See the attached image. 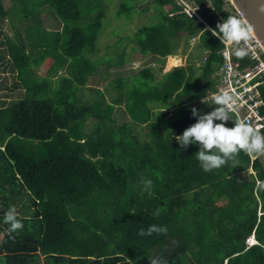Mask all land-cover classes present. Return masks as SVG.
<instances>
[{"label":"trees","instance_id":"obj_1","mask_svg":"<svg viewBox=\"0 0 264 264\" xmlns=\"http://www.w3.org/2000/svg\"><path fill=\"white\" fill-rule=\"evenodd\" d=\"M39 1L52 10L57 28L42 26L46 9L37 0L32 9L16 10L19 25L8 15L17 4H0V26L6 20L17 32L8 37L0 30L7 53L0 60L13 75L10 89L21 90L9 103L0 99V264H149L152 257L167 264H264V192L255 190L256 180H264L261 159L250 161L241 151L235 161L204 172L195 156L199 144L183 150L175 140L196 122L193 108L206 114L215 107L201 98L217 83L223 45L211 30L233 17L225 0H212L215 11L193 0L204 23L183 14L174 0H149L159 19L134 32L138 53L151 56L161 71L166 57L177 55L182 36L181 53L198 36L206 57L197 68L174 66L160 77L149 64L118 77L111 83L119 95L109 103L102 94L90 103L76 95L94 68L86 54L94 52L102 25L101 0L92 3L90 18L83 8L90 0ZM130 8L123 3L118 11ZM35 46L40 52L31 55ZM54 55L68 74L51 88L29 67ZM121 102L129 122L117 124ZM135 125L148 129L146 139ZM249 168L253 173L238 176ZM142 177L153 181V195L143 190ZM10 206L24 224L11 236L4 223ZM153 224L167 226V234L139 235ZM252 235L255 242L246 244Z\"/></svg>","mask_w":264,"mask_h":264},{"label":"rangeland","instance_id":"obj_2","mask_svg":"<svg viewBox=\"0 0 264 264\" xmlns=\"http://www.w3.org/2000/svg\"><path fill=\"white\" fill-rule=\"evenodd\" d=\"M37 1L41 2L39 0ZM22 2L25 3L22 4ZM93 2L95 1L90 0V3L83 5L84 9L89 10L87 14L89 18L92 17L94 12L96 11L95 6L92 5ZM11 3L17 4L15 8L12 7V9L15 10L13 12V14L15 15H8L13 19L15 25H19V23L21 24L23 21H19L16 18L17 13L19 14L20 12L16 10H19L18 8L20 6H29L32 9L34 5L31 3V0H21V2L18 0H0L2 9L7 8V6ZM123 3L127 7L131 8L127 12L122 11L119 13V6ZM40 5H43L42 8L46 9L42 11L40 15L42 26L47 30L57 28V22L51 14L52 10L49 9V7H47L43 2H41ZM99 6L103 8L102 25L99 30L98 38L95 42L94 52L86 54V57L94 63V68L92 73L87 77V83L84 86L79 87L76 93L80 101L84 103H90L99 99V94L103 95L104 102H112V100L119 95V92L112 86L113 84L111 82L113 80L117 79L118 77H128L146 64H149L153 68L156 77H160V75L164 71V66H166V59L161 71L157 68V65H151V63H153V59L151 58V56H140L132 39L134 32L140 25L150 24L159 19V15L154 10L152 4L149 3V0H101ZM32 16L29 17V21L33 20L31 18ZM85 20L88 19L85 18ZM38 21L40 22L39 18ZM30 27L34 28L33 26ZM0 30L3 33H7L8 37L17 34L15 29H11L9 27V23L6 20H4L3 25L0 26ZM21 33L23 34L22 31ZM24 34L27 39L29 36H33V34L29 35L25 32ZM20 38L22 37L20 36ZM0 41H5V38H3L2 34H0ZM183 44L184 37L182 36L178 45L177 53V56H180L182 58V65L193 64L194 67H199L202 64V57L205 52V47L199 43L198 36L192 42L191 39H189V43L187 42V45L184 48V54L181 53ZM4 48V43L1 44L0 42V54L7 55V53L2 52ZM39 52L40 47L35 46L31 49L30 54L38 55ZM2 64L3 63L0 60V80H2L3 78L5 79L4 83L2 84L0 81V99H3L6 103H9V101L20 97L19 93L21 92V90L19 91L18 89L13 87L10 89V87L13 86V75L8 69H6L5 66L3 68ZM65 68L66 63L57 62V55H54L44 57L38 64L36 63V65H31L29 67V70L33 78H45L50 81L52 88L56 86L57 78L59 75L68 74L65 71ZM214 77L217 80V83L215 85L216 88L218 84L217 69L214 73ZM126 82L127 81H125L124 85L126 84ZM124 92L125 91L121 92L122 96L124 95ZM209 92L212 91H207V94ZM205 97L206 96H204L203 98ZM115 107L116 111L114 112V116L116 117V123L121 124L125 121L129 122V116L123 111L124 109L122 102ZM166 120H168L169 122L172 121L170 113L167 114ZM91 122L92 121H89V123L87 124V130L90 129ZM134 130L139 134L141 138L146 139L145 133L148 131V129L145 126L135 125ZM165 132L166 128L160 129L159 131H157V135L159 137H162ZM33 148L39 150V147L34 146ZM260 159L264 164V157H260ZM248 173L249 170L247 169L239 172L238 176L245 177L248 175Z\"/></svg>","mask_w":264,"mask_h":264},{"label":"clouds","instance_id":"obj_3","mask_svg":"<svg viewBox=\"0 0 264 264\" xmlns=\"http://www.w3.org/2000/svg\"><path fill=\"white\" fill-rule=\"evenodd\" d=\"M211 31L213 36L218 37L221 42L234 46L231 52L237 59H243L247 55V48L241 45L248 43L252 29L246 21L229 16L218 22L215 29ZM211 102L215 105L211 112L200 114L195 108L191 110L192 115L197 119L183 131L181 136L175 137L180 148L185 150L191 144H199V150L195 156L204 172H211L229 161H235L241 151L252 160L264 156V132L244 119L232 120L230 109L236 102L234 95L229 91H221L213 94ZM227 121H232L233 127H226ZM141 184L149 196L153 195L154 185L151 179L142 177ZM255 190L258 193L264 192V180H256ZM161 211L158 208L153 215L158 217ZM4 223L9 226L6 229L9 236L13 233L18 234L24 228L15 206H10L6 211ZM167 231V226L153 224L146 231L141 229L139 235L145 236L152 233L166 235ZM252 238L253 235L246 240V244ZM149 264H167V261L152 257Z\"/></svg>","mask_w":264,"mask_h":264},{"label":"built area","instance_id":"obj_4","mask_svg":"<svg viewBox=\"0 0 264 264\" xmlns=\"http://www.w3.org/2000/svg\"><path fill=\"white\" fill-rule=\"evenodd\" d=\"M204 7H209L215 11L212 0H203ZM175 4L181 9L186 16L193 18L195 22L204 23L203 18L199 15L200 5L193 0H174ZM225 8L229 9L233 17L243 18L238 10L232 5L230 0H225ZM250 39L246 45L241 46L247 48V55L243 59H237L231 52L234 47L227 43H222L219 50L221 56L220 62L217 64L218 84L214 91L209 92L205 98L201 100H211L213 94L221 91H229L235 97V104L230 109L232 120L244 119L252 123L254 127L264 131V98L261 94V86H264V50L254 37L250 34ZM197 36L191 37V42ZM220 40V39H219ZM205 54L202 60L205 59ZM153 65V63H151ZM264 157V156H261ZM260 158V157H259ZM250 161L252 159L250 158ZM249 172L253 171L249 168ZM253 240L248 241L250 245Z\"/></svg>","mask_w":264,"mask_h":264},{"label":"water","instance_id":"obj_5","mask_svg":"<svg viewBox=\"0 0 264 264\" xmlns=\"http://www.w3.org/2000/svg\"><path fill=\"white\" fill-rule=\"evenodd\" d=\"M264 50V0H230Z\"/></svg>","mask_w":264,"mask_h":264},{"label":"crops","instance_id":"obj_6","mask_svg":"<svg viewBox=\"0 0 264 264\" xmlns=\"http://www.w3.org/2000/svg\"><path fill=\"white\" fill-rule=\"evenodd\" d=\"M205 53V52H204ZM179 55V54H178ZM204 55V54H203ZM141 56V55H140ZM142 57H144V56H142ZM147 57V56H146ZM175 58V59H177L178 60V63L177 64H174V65H171V66H168L167 67V61H168V59L169 58ZM184 57H185V55H184ZM181 60H182V58L180 57V56H177V55H169V56H167L166 57V66H164V71H168L169 69H171L172 67H174V66H179V65H182V63H181ZM163 71V72H164Z\"/></svg>","mask_w":264,"mask_h":264},{"label":"bare ground","instance_id":"obj_7","mask_svg":"<svg viewBox=\"0 0 264 264\" xmlns=\"http://www.w3.org/2000/svg\"><path fill=\"white\" fill-rule=\"evenodd\" d=\"M178 63V60L177 59H175V58H169L168 59V61H167V65L168 66H171V65H174V64H177ZM251 238V237H250ZM254 238H252V240H253ZM254 241V240H253ZM255 242V241H254Z\"/></svg>","mask_w":264,"mask_h":264}]
</instances>
